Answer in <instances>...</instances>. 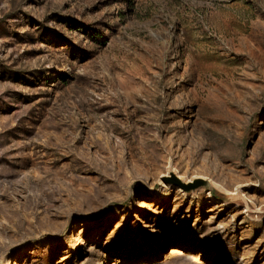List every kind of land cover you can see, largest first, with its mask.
<instances>
[{"label":"rangeland","instance_id":"374dc122","mask_svg":"<svg viewBox=\"0 0 264 264\" xmlns=\"http://www.w3.org/2000/svg\"><path fill=\"white\" fill-rule=\"evenodd\" d=\"M0 264H264V0H0Z\"/></svg>","mask_w":264,"mask_h":264},{"label":"water","instance_id":"95a60500","mask_svg":"<svg viewBox=\"0 0 264 264\" xmlns=\"http://www.w3.org/2000/svg\"><path fill=\"white\" fill-rule=\"evenodd\" d=\"M163 182L171 183L184 191H189L199 186L209 187L208 181L203 178H194L191 181L184 182L174 173L170 172L168 176H163Z\"/></svg>","mask_w":264,"mask_h":264},{"label":"bare ground","instance_id":"6f19581e","mask_svg":"<svg viewBox=\"0 0 264 264\" xmlns=\"http://www.w3.org/2000/svg\"><path fill=\"white\" fill-rule=\"evenodd\" d=\"M171 172V170L169 169V170H167L164 174H162V175H166L167 173H170ZM179 177H180V179L183 181V179L181 178V176L180 175H178ZM194 177H196V176H192L190 179H184V182H187V181H190L192 178H194ZM219 187V186H218ZM175 248L174 247H171V251L170 252H174L175 250H174ZM109 261L110 262H112L113 260L112 259H109Z\"/></svg>","mask_w":264,"mask_h":264}]
</instances>
